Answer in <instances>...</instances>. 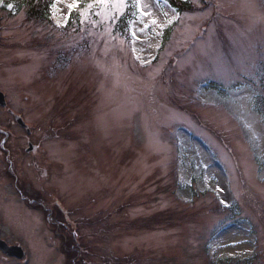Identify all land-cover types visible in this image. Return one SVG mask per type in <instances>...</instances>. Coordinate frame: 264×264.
Masks as SVG:
<instances>
[{"label": "rangeland", "instance_id": "1", "mask_svg": "<svg viewBox=\"0 0 264 264\" xmlns=\"http://www.w3.org/2000/svg\"><path fill=\"white\" fill-rule=\"evenodd\" d=\"M54 1L64 30L80 0ZM183 1L136 0L126 28L127 0H96L60 33L0 0V89L37 108L32 149L14 122L0 135L25 264H264V0Z\"/></svg>", "mask_w": 264, "mask_h": 264}, {"label": "flooded vegetation", "instance_id": "2", "mask_svg": "<svg viewBox=\"0 0 264 264\" xmlns=\"http://www.w3.org/2000/svg\"><path fill=\"white\" fill-rule=\"evenodd\" d=\"M25 91H27V90H25ZM25 91H23V92H25ZM0 92L5 94L4 98L6 99L5 103L2 104V102H0V135H3L5 137L4 140L6 138H8V137L9 138L13 137V132L11 131V128L8 127V125L11 126V127H14L13 126V122H14V125L17 126V129L20 132L24 133V137L28 141V143H30L31 149H32L35 144H33L30 141L31 138H32L31 136L35 137L34 133L37 134L39 130L37 128L38 126H36V124L28 118V114L36 112L37 108H36V105L35 106H27L28 108H25L24 105L30 104L32 102L34 103L36 101L35 92H34V94H32V93H30L28 91L27 92L28 94H25V96L23 95L22 96L23 98L21 97L22 98V102H24V105L21 106V107H23L25 109L24 112H23V110L20 111L21 109H18L16 107H12L10 99L8 98L9 94H6L7 92L5 93L1 89H0ZM27 118L29 120H27ZM8 121H10V123H8ZM7 123H8V125H7ZM4 140H3V142L6 143V141H4ZM38 150H40V151H42L44 153H47L51 157V153L52 152L49 151V150L42 149L41 145H40V147H39V145L35 147V151L38 152ZM49 161H51V167H52L54 165L55 161L51 160V158H49ZM42 170H43V172H45V174L48 177V174H49L48 169L44 168ZM5 174H8V176H9V180H8L9 183L8 182L3 183L0 180V190H4V192L6 193L5 189L2 186L10 184V186L14 187L16 192H17L18 191L19 180H18L16 169L14 167L13 168L9 167V170H7V173H5ZM5 174H3V175H5ZM0 178H2L1 171H0ZM19 193L23 194V191H21L19 189ZM22 196L29 204L32 205V207L33 206L36 207L39 204L37 199L34 200L32 198L29 199L28 197H26L24 195H22ZM58 197H59V195H58ZM58 205H60V203H58ZM29 209H31V206H30ZM44 209L49 210V211L52 210L51 207H47V206L43 207V210ZM58 212L61 214L60 211H58ZM51 213H52V211H51ZM50 224L51 225L54 224L53 220L50 221ZM10 236L13 237V235L9 234V232L6 230V227L3 226L2 222H1V217H0V237L3 238L6 241V243L9 245V247H11V246H19L20 241L15 240V242H12L11 238H9ZM22 248H25V249L28 250L27 255L30 258V249L28 247H22ZM11 252L14 255L10 256L9 253H11ZM17 253H18V255L16 256ZM20 256H21L20 252L18 250H15V248L12 249L11 251L9 249H1L0 248V264H11L12 261H15V264H25V262H26L25 257L20 259Z\"/></svg>", "mask_w": 264, "mask_h": 264}, {"label": "trees", "instance_id": "3", "mask_svg": "<svg viewBox=\"0 0 264 264\" xmlns=\"http://www.w3.org/2000/svg\"><path fill=\"white\" fill-rule=\"evenodd\" d=\"M96 0H81L79 7L75 10L74 13H72L69 24L67 29L71 28L73 25L80 23V15L81 11L85 9L88 5L92 4ZM167 1L170 6L175 7L180 13H191L195 10L193 5H191L189 2L179 1V0H165ZM21 4L25 8V12L27 13V18L29 20L34 21H42L45 16H47L45 11L49 10L51 6L53 5V0H19ZM127 8L128 10L124 13V15L121 17L120 23L122 26L128 27L129 21L131 18H134L137 13L136 8V0H127ZM2 8H0L1 10ZM119 24L118 26L123 31V27ZM238 262V261H237Z\"/></svg>", "mask_w": 264, "mask_h": 264}, {"label": "snow or ice", "instance_id": "4", "mask_svg": "<svg viewBox=\"0 0 264 264\" xmlns=\"http://www.w3.org/2000/svg\"><path fill=\"white\" fill-rule=\"evenodd\" d=\"M98 2H100V3H106L107 0H98ZM123 2H124V0H116V3H117V4H122ZM139 2H140V0H137V4H139ZM9 7H11V5H9ZM153 23H156V21L153 20ZM222 202H223V201H222Z\"/></svg>", "mask_w": 264, "mask_h": 264}]
</instances>
